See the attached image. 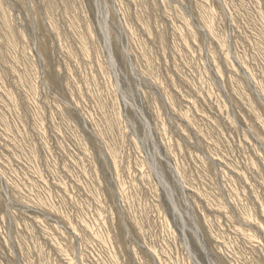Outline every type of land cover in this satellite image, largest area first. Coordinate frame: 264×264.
Wrapping results in <instances>:
<instances>
[{
    "label": "rangeland",
    "instance_id": "obj_1",
    "mask_svg": "<svg viewBox=\"0 0 264 264\" xmlns=\"http://www.w3.org/2000/svg\"><path fill=\"white\" fill-rule=\"evenodd\" d=\"M0 264H264V0H0Z\"/></svg>",
    "mask_w": 264,
    "mask_h": 264
}]
</instances>
